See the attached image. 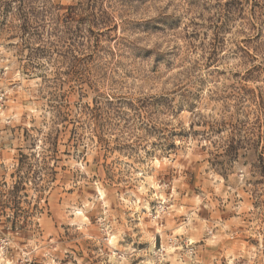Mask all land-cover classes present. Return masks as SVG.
Here are the masks:
<instances>
[{"label":"clouds","instance_id":"clouds-1","mask_svg":"<svg viewBox=\"0 0 264 264\" xmlns=\"http://www.w3.org/2000/svg\"><path fill=\"white\" fill-rule=\"evenodd\" d=\"M0 264H264V0H0Z\"/></svg>","mask_w":264,"mask_h":264},{"label":"rangeland","instance_id":"rangeland-1","mask_svg":"<svg viewBox=\"0 0 264 264\" xmlns=\"http://www.w3.org/2000/svg\"><path fill=\"white\" fill-rule=\"evenodd\" d=\"M59 143V141L57 140V144Z\"/></svg>","mask_w":264,"mask_h":264}]
</instances>
